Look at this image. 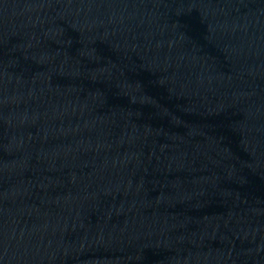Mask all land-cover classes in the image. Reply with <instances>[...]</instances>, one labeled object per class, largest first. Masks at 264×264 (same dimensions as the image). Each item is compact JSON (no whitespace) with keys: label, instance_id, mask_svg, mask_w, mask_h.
Returning <instances> with one entry per match:
<instances>
[{"label":"water","instance_id":"1","mask_svg":"<svg viewBox=\"0 0 264 264\" xmlns=\"http://www.w3.org/2000/svg\"><path fill=\"white\" fill-rule=\"evenodd\" d=\"M0 264H264V0H0Z\"/></svg>","mask_w":264,"mask_h":264}]
</instances>
